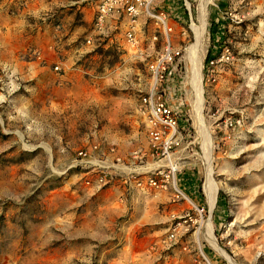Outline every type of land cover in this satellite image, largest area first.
Instances as JSON below:
<instances>
[{
    "label": "rangeland",
    "instance_id": "obj_1",
    "mask_svg": "<svg viewBox=\"0 0 264 264\" xmlns=\"http://www.w3.org/2000/svg\"><path fill=\"white\" fill-rule=\"evenodd\" d=\"M221 6L201 9L202 52L184 54L166 96L184 126L170 157L182 198L130 178L169 164L151 156L139 111L154 30L140 50L95 47L88 2L0 0V264H232L209 223L235 264H264V0ZM94 145L93 165L78 158Z\"/></svg>",
    "mask_w": 264,
    "mask_h": 264
},
{
    "label": "built area",
    "instance_id": "obj_2",
    "mask_svg": "<svg viewBox=\"0 0 264 264\" xmlns=\"http://www.w3.org/2000/svg\"><path fill=\"white\" fill-rule=\"evenodd\" d=\"M83 1L89 4L91 26L94 32L93 38L88 39V44L92 42L93 46L98 47L105 39H108L123 41L129 47L140 50V39L150 29L156 33L150 36L152 44L157 42L158 37L161 39L160 51L156 52V57L148 64L152 86L143 96L139 111L147 119L151 156L167 160L168 169L166 173L157 169L149 176H145L144 180L135 179L134 176L130 178L134 186L141 190L167 191L173 188L177 197L185 198L174 185L176 166L170 161L172 150L179 145L180 132L184 130L181 109H176L168 102L166 96L172 98V95L176 93L175 81L184 64V54H188L190 47L195 43L196 37L192 28L200 26L201 9L206 14L209 8L217 10L215 14H223L222 0ZM224 11L226 16L227 9ZM220 18L224 17L220 16ZM206 32L205 26L203 34L199 37L198 54L202 52ZM223 52L227 53V48ZM213 63L214 61L210 60L208 64L212 66ZM58 69L59 67L55 68L56 71ZM179 106H182V103ZM92 150H97V146H91L90 150H80L77 156L80 160H86V163L93 165L87 160L91 158ZM94 167L98 165L94 164ZM98 182L105 183L103 178H99ZM86 184L88 185L89 181H86ZM196 210L200 214L204 213L203 207H196Z\"/></svg>",
    "mask_w": 264,
    "mask_h": 264
},
{
    "label": "bare ground",
    "instance_id": "obj_3",
    "mask_svg": "<svg viewBox=\"0 0 264 264\" xmlns=\"http://www.w3.org/2000/svg\"><path fill=\"white\" fill-rule=\"evenodd\" d=\"M203 12L201 13V16L200 18L203 19ZM201 19H200V26L202 24L201 22ZM193 27L192 30L194 31L195 33V37H196V40H195V45H194V48L197 49V51L194 53H196L198 55V44L200 43L199 41V37L203 34V30L201 27ZM191 50V49H190ZM190 62V61H189ZM195 66L193 68V71H192V83H193V87L194 89L196 90V93H197V96L200 100V107H201V103H202V90H201V66H200V62H196L195 61ZM191 65V64H190ZM200 107H199V122L201 124V129H204L202 128L203 127V124L201 122V115H200ZM209 162H210V159H208V171H207V184H208V188H206L205 192L206 194L208 193V196H207V199L209 197V202H210V205H211V208L214 207V204H215V194L217 193L216 192V186L214 184V181H213V178H212V172L210 171V165H209ZM187 199V198H186ZM189 201V199H187ZM207 228V233H206V236L207 238L209 239L210 243H211V246L213 248L216 249V251L221 254L222 256H224L225 258H227L232 264H235L228 256L227 254H225V252L219 248V246L216 244L215 242V239L213 238V236L211 235V224H207L206 226ZM206 231V230H205Z\"/></svg>",
    "mask_w": 264,
    "mask_h": 264
}]
</instances>
